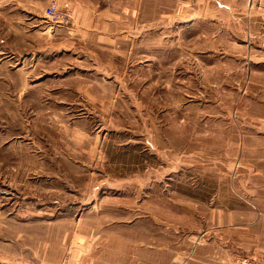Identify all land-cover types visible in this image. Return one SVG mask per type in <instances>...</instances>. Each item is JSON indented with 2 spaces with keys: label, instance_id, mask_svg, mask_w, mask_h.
Segmentation results:
<instances>
[{
  "label": "rangeland",
  "instance_id": "obj_1",
  "mask_svg": "<svg viewBox=\"0 0 264 264\" xmlns=\"http://www.w3.org/2000/svg\"><path fill=\"white\" fill-rule=\"evenodd\" d=\"M257 240L264 0H0V264H264Z\"/></svg>",
  "mask_w": 264,
  "mask_h": 264
},
{
  "label": "built area",
  "instance_id": "obj_2",
  "mask_svg": "<svg viewBox=\"0 0 264 264\" xmlns=\"http://www.w3.org/2000/svg\"><path fill=\"white\" fill-rule=\"evenodd\" d=\"M45 18L52 24H69L71 22L72 15L68 11H64L60 8L57 1L51 2L44 12ZM242 264H261L257 259H244Z\"/></svg>",
  "mask_w": 264,
  "mask_h": 264
},
{
  "label": "crops",
  "instance_id": "obj_3",
  "mask_svg": "<svg viewBox=\"0 0 264 264\" xmlns=\"http://www.w3.org/2000/svg\"><path fill=\"white\" fill-rule=\"evenodd\" d=\"M245 247H249V246L246 244ZM250 248L252 250H255L256 251L255 253H257L258 256L264 257V244L260 243L258 240L256 241L254 245H251Z\"/></svg>",
  "mask_w": 264,
  "mask_h": 264
}]
</instances>
